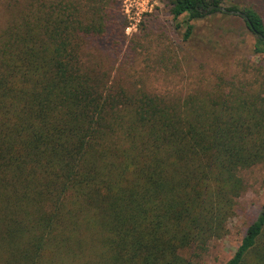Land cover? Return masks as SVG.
<instances>
[{"label": "trees", "instance_id": "trees-1", "mask_svg": "<svg viewBox=\"0 0 264 264\" xmlns=\"http://www.w3.org/2000/svg\"><path fill=\"white\" fill-rule=\"evenodd\" d=\"M109 0H0V264H198L264 168V69L157 94L112 77ZM221 0H167L193 22ZM227 10L239 11L234 5ZM243 19L264 59V21ZM223 264H264V201Z\"/></svg>", "mask_w": 264, "mask_h": 264}, {"label": "rangeland", "instance_id": "rangeland-1", "mask_svg": "<svg viewBox=\"0 0 264 264\" xmlns=\"http://www.w3.org/2000/svg\"><path fill=\"white\" fill-rule=\"evenodd\" d=\"M125 0H109L112 31L97 40L96 47L110 58L112 77L128 87H140L157 94L184 95L206 90L218 76L230 78L244 65L262 66L264 59L253 52L256 40L239 16L216 13L193 22L189 39L184 40L182 17L173 20L167 0H152L150 13L137 27L127 31L129 20ZM255 10L264 21V0H221V7ZM0 7V20L3 18ZM247 189L237 199L228 233L210 242L198 264H223L229 260L248 226L257 218L264 201V168L241 172Z\"/></svg>", "mask_w": 264, "mask_h": 264}, {"label": "built area", "instance_id": "built-area-1", "mask_svg": "<svg viewBox=\"0 0 264 264\" xmlns=\"http://www.w3.org/2000/svg\"><path fill=\"white\" fill-rule=\"evenodd\" d=\"M123 8L129 20L127 31L130 29L135 30L141 18L151 12L152 0H125L123 2Z\"/></svg>", "mask_w": 264, "mask_h": 264}, {"label": "water", "instance_id": "water-1", "mask_svg": "<svg viewBox=\"0 0 264 264\" xmlns=\"http://www.w3.org/2000/svg\"><path fill=\"white\" fill-rule=\"evenodd\" d=\"M218 9L221 11V12H224V13H227L229 15H233V16H239L241 18H244L246 19V16L243 12L241 11H235V10H227L226 8L224 7H218Z\"/></svg>", "mask_w": 264, "mask_h": 264}]
</instances>
